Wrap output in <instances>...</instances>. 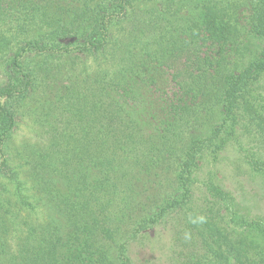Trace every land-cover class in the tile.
<instances>
[{
	"label": "rangeland",
	"instance_id": "374dc122",
	"mask_svg": "<svg viewBox=\"0 0 264 264\" xmlns=\"http://www.w3.org/2000/svg\"><path fill=\"white\" fill-rule=\"evenodd\" d=\"M26 1L28 6L31 0ZM100 1L42 2H57L59 6H71L73 9L77 7L81 11ZM20 2L22 1L12 0L11 5L17 8ZM252 2L253 0H153L143 3L136 0L128 7V14H132L133 19L137 17L136 29L141 30L144 27V34L132 31L125 21L116 22L109 29L108 45L114 50L110 51L107 46V51L101 55L72 56L65 59L66 73L62 79L55 83L50 81L36 85L28 98L20 103L11 139L4 149L9 165L14 170L12 174L9 173L11 179L3 178L0 182V220H4L6 226V232L0 230V237L4 238L1 240L7 245L4 252L14 254L22 251L19 244L29 233L28 226H23L24 217L29 216V212L24 209V202L30 193L34 195L32 198L40 208H36V215L33 211L26 223L39 224L47 239H58L59 244H66L65 246L71 243V233L77 236L68 222V214L72 210L69 203L75 201L77 185H84L83 196L89 195L93 192V187L97 189L96 182L99 178L90 165V151L82 150V147H87L85 139L91 137L92 115L98 119L97 124L107 126L104 116L112 108L108 105L110 97L115 96V102L120 104L117 108L128 117L121 118L122 125L128 128L131 125L138 126L146 135L154 133L159 126V121L166 112L165 103L170 102L177 87L171 81L170 70L146 60L145 55L153 52L154 47L151 50L144 49L145 42L151 43L162 36L166 39L162 45L170 47L169 50L193 42L204 45L202 48L205 50L204 17L208 15L207 9H211L214 16L219 18L218 30L223 28L226 31L225 36L228 37L223 47L226 60L231 71L238 73L258 55L262 47L261 40L250 33L247 25ZM16 8L12 12L9 9L0 11V29H10L12 33L13 29L9 27L14 26L7 22L14 20ZM171 11L177 12L170 13ZM16 23L30 31L20 36L15 34V43L21 38H36L46 30L38 21L26 19L23 15ZM145 23H154L153 30L143 25ZM10 50L0 53V86L4 83V60L10 57L14 48ZM210 52L209 55L215 61L219 56L218 48L215 47ZM183 57L182 54L181 61ZM121 63H128V66L121 67ZM122 73L125 76L122 84L124 103L114 92H108L105 85L108 78L118 80ZM94 80L100 82V89L95 93L99 96L100 104L98 112L91 115L89 113L92 107L85 106V95L88 91L92 95L93 89L97 87ZM65 86L76 89L74 97L64 99L61 89ZM119 92L123 93L122 90ZM88 104L91 103L88 101ZM208 112H203V125L196 127V133L191 136L208 137L222 124L218 108ZM111 126H116V123ZM84 128L89 135L82 139ZM55 129L60 132L58 143L68 141L70 147H61L54 156L55 148H51V144L57 141L52 137ZM228 131L226 128L221 137L226 139ZM54 159V167H51L52 164L46 165L48 160L52 162ZM162 177L154 176L152 171L144 176L136 172L123 176L125 183L124 190L121 188L124 191L121 196L133 198L130 208L132 216L137 213L134 219H138L147 209L148 213L155 214L157 207L163 205L162 201L167 198L182 196L183 193L175 185L174 174ZM40 182H46L52 198L45 200L40 193ZM211 187H217L223 193V200L210 193ZM55 196L59 199H55ZM121 196L116 211L122 216ZM191 199L194 206L190 212L186 210L165 216L159 224L144 232L136 233L135 224L131 226L133 220L130 222L127 220L129 216H124L125 224L126 221L130 224L126 228V234L129 235L125 234L119 242H125L127 254L134 264H176L179 261L178 254L185 255L192 246L188 241L185 248L177 241V237L186 238L189 235L185 229L191 213L197 221L204 216L216 226L232 230L236 240L253 241L252 251L258 252V259L264 261V234L260 230L264 229V73L248 88L238 110V123L222 151L216 155L203 156L191 188ZM245 223H252L254 229L248 228ZM180 240L183 242L182 238ZM109 253L112 251L109 250Z\"/></svg>",
	"mask_w": 264,
	"mask_h": 264
},
{
	"label": "trees",
	"instance_id": "16d2710c",
	"mask_svg": "<svg viewBox=\"0 0 264 264\" xmlns=\"http://www.w3.org/2000/svg\"><path fill=\"white\" fill-rule=\"evenodd\" d=\"M11 1L0 0V11H13L16 7L11 5ZM20 1L22 2L18 7L23 8H16L15 21L10 19L7 22L8 25L12 23L14 26L9 27L13 29L12 33L10 29H0V53L3 50L9 52L14 48L10 57L4 60V83L0 86V182L3 178H12L14 170L9 165L4 149L11 139L19 105L35 90L36 85L50 81L55 83L62 79L66 73L65 59L68 60L72 56L101 55L107 51V46L110 51L114 50L108 45L109 29L116 22L125 21L132 31L144 34V27L141 30L136 29L137 17L133 19L132 14H128V7L136 0H101L81 11L77 10V7L73 9L71 6H59L57 2L50 4L42 2L44 0H31L26 6V0ZM152 1L141 0L143 3ZM70 10L71 14L67 17ZM207 11L208 15L204 17L206 33L203 42L207 47L205 50L202 48L204 45H197L196 42L169 50L170 47L162 45V42L166 41L162 36L156 41L144 44V49L154 47L153 52L145 55L146 60L170 70L171 81L177 87L170 102L165 103L166 112L154 133L146 135L138 126L131 125L128 128L122 125L121 118L128 117L117 108L120 104L115 102V96L110 97L108 105L112 108H109L104 116L107 126L97 124L98 119L92 114L98 112L100 99L95 93L100 89V82L94 80L97 87L93 89L92 95L89 91L85 95V106L92 107L89 113L92 115L91 137L85 139L89 133L84 128L82 139L87 140V147L83 146L82 150L90 151V165L99 178L96 182L97 189L93 187V192L89 195L83 196L84 185H77L75 201L69 203L72 210L68 214V222L77 236L71 233V243L65 246L66 244H59L58 239H47L39 224L26 223L33 211L36 215V208H40L33 199L34 195L30 193L24 202V209L29 212V216L24 217L23 226H28L29 233L19 244L22 251L14 254L4 252L7 245L1 240L4 238L0 237V264H134L127 254L125 242H119L127 233L126 228L130 225L128 221L133 220L131 226L135 224L136 233L144 232L159 224L165 216L192 210L194 205L191 188L203 156L216 155L222 151L238 123V110L248 88L264 73V0H253L247 21L250 33L262 42L261 50L238 73L231 71L224 54V43L228 40L226 31L223 28L218 30L219 18L214 16L213 10ZM21 15L44 25L45 32L31 40L21 38L15 43V34L20 36L30 31L22 24L16 23ZM153 24L143 25L153 30ZM70 39L74 41L70 42ZM166 44L170 45L168 42ZM215 47L218 48L219 56L213 61L209 53ZM127 64L121 63L120 66L127 67ZM123 77L125 76L122 73L118 80L110 77L112 79L108 78L105 83L107 91L114 92L119 96V100H123L122 103L125 98ZM61 90L65 95L64 99L74 97L77 92L75 88L66 86ZM120 90L123 93L119 92ZM88 101L91 104H88ZM215 108L219 109L222 124L208 137L191 136L196 133V127H202L203 112L209 113V110L213 111ZM114 122L116 126H111ZM226 128L229 131L225 139L221 137V133ZM52 134V137L57 139L51 144V148H55L53 155L59 153L63 146L70 147L68 141L60 143L61 145L58 143L60 132L56 129ZM54 161L55 159L52 162L48 160L46 165L52 164L51 167H54ZM150 171L160 178L174 174L175 185L183 194L177 198L163 200V205L157 207L155 214L148 213L147 209L138 219H134L137 213L132 216L130 208L133 198L121 196L125 183L122 179L123 176L134 172L144 176ZM45 183L40 182L39 189L45 200H48L52 198V194ZM210 189L215 198L223 200V193L217 187ZM119 196L122 197V216L116 211ZM54 198L59 199L57 196ZM125 215L129 216L126 224ZM190 215L191 219L185 229L189 235L186 238L180 236L183 242L179 237L177 241L185 248L188 241L192 246L185 255L178 254L179 261L176 264H264L263 259H258V252L252 251L253 241L236 240L232 230L216 226L204 216L197 221L193 213ZM245 224L248 228L253 226L252 223ZM0 230L6 232L4 220H0ZM260 230L264 234V229ZM133 236L136 234L133 233ZM109 250L112 253H109Z\"/></svg>",
	"mask_w": 264,
	"mask_h": 264
}]
</instances>
